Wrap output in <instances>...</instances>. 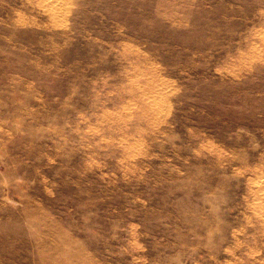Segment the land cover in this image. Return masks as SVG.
I'll return each mask as SVG.
<instances>
[{
	"label": "rangeland",
	"instance_id": "obj_1",
	"mask_svg": "<svg viewBox=\"0 0 264 264\" xmlns=\"http://www.w3.org/2000/svg\"><path fill=\"white\" fill-rule=\"evenodd\" d=\"M0 264H264V0H0Z\"/></svg>",
	"mask_w": 264,
	"mask_h": 264
}]
</instances>
